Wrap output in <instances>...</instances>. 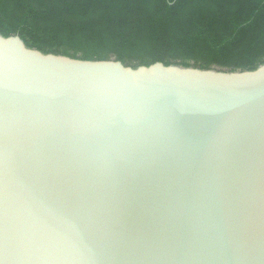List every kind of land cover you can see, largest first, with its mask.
<instances>
[{"label": "water", "instance_id": "obj_1", "mask_svg": "<svg viewBox=\"0 0 264 264\" xmlns=\"http://www.w3.org/2000/svg\"><path fill=\"white\" fill-rule=\"evenodd\" d=\"M0 264H264V64L130 68L0 34Z\"/></svg>", "mask_w": 264, "mask_h": 264}, {"label": "trees", "instance_id": "obj_2", "mask_svg": "<svg viewBox=\"0 0 264 264\" xmlns=\"http://www.w3.org/2000/svg\"><path fill=\"white\" fill-rule=\"evenodd\" d=\"M0 34L130 68L245 72L264 64V0H0Z\"/></svg>", "mask_w": 264, "mask_h": 264}]
</instances>
